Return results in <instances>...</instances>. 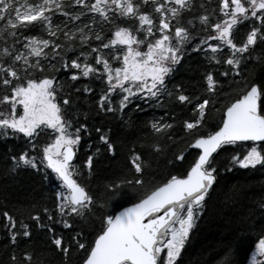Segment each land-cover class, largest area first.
<instances>
[{
	"label": "snow or ice",
	"instance_id": "6c2138e0",
	"mask_svg": "<svg viewBox=\"0 0 264 264\" xmlns=\"http://www.w3.org/2000/svg\"><path fill=\"white\" fill-rule=\"evenodd\" d=\"M258 47H264V0H218L214 7L197 0H0V140L23 141L5 167L42 173L53 186L55 209L43 212L64 234L40 223L39 214L29 217L53 233L60 264H72L73 254L80 264H182L220 169L264 172V58H255L259 82L252 63ZM189 52L208 61L204 92L195 97L168 86ZM82 79L88 83L76 87ZM95 81L99 111L113 117L123 119L136 101L163 107L165 98L191 116L182 121V135L163 116L154 119L144 151L130 149L124 169L93 192L75 179L82 169L74 161L88 129L77 118L80 100L96 95ZM223 94L229 102L221 109ZM213 112H222L220 123L204 134ZM95 131L103 145L96 153L116 158L115 142L102 128ZM188 156L194 157L188 168L173 174ZM95 163L88 155L89 176ZM3 216L9 264H43L31 252L17 254L21 237L31 238L29 225L20 221L18 228L7 211ZM255 247L264 256V238ZM230 249L231 243L224 253Z\"/></svg>",
	"mask_w": 264,
	"mask_h": 264
},
{
	"label": "trees",
	"instance_id": "16d2710c",
	"mask_svg": "<svg viewBox=\"0 0 264 264\" xmlns=\"http://www.w3.org/2000/svg\"><path fill=\"white\" fill-rule=\"evenodd\" d=\"M218 0H197V4H211L213 7ZM39 34V33H37ZM110 34V33H109ZM69 55H72L71 53ZM256 57L264 58V47H258L254 53L252 63L257 64V71L254 80L259 82V61ZM208 61L203 53L189 52L185 55L177 70L169 76V89L179 88L190 96H200L204 92V75ZM225 67H227L225 65ZM211 71V69H207ZM75 71V70H73ZM221 80L224 78L216 73ZM65 77H61V80ZM83 79L76 82V87H83ZM96 89V95L83 94L80 100V109L77 118L80 123L88 125V129L82 132V140L77 150V159L74 161L82 169V174L75 176L79 183L87 185L93 192H96L107 180L114 178L127 163L129 150L137 152L144 151L143 138L150 130L154 119L164 120L176 126V132L182 135V121L191 116L187 108L180 106L178 102L169 101L165 98L163 107L159 105L150 107L142 101H136L127 109V115L121 119L119 113L115 117L111 113L105 114L99 111L98 99L100 94L99 81L92 83ZM234 98L236 92L227 88ZM229 102V96L223 94L218 108L223 109L224 103ZM136 104H143L142 110L136 108ZM22 113V108L20 109ZM222 112H213L209 125L202 129L207 134L220 123ZM174 117V119H173ZM100 127L115 142L117 148L116 158H112L106 152L96 153L97 147H103L99 140L100 133L95 128ZM110 130V131H109ZM22 140L9 139L7 143L0 140V264H9L11 248L8 247L9 237L3 225L7 222L3 213L7 211L14 219L23 221L29 225L31 238L21 237V244L17 250L18 255L31 252L34 257L43 264H60L53 249V233L47 227L41 228L39 223L30 219L32 215L41 216L40 223L56 228V235L64 234L66 230L59 224H53L47 219L43 208L47 206L50 211L55 209L56 198L53 186L46 180L43 174L32 170L27 172H9L5 167L6 157L13 152H20ZM9 149H12L10 152ZM26 150V149H25ZM194 152V150H189ZM95 155L96 163L91 176L87 174L85 161L88 155ZM193 156H188L184 168L173 171V174H180L188 168ZM260 166H257L259 169ZM166 173L161 174V179ZM211 193V200L208 203L204 215L198 220L193 229L189 241L186 242L185 250L182 252V264H224L226 258L234 261V264H251L253 254L256 253V244L260 238H264V207L260 202L264 200V172L254 169H241L236 166L232 171L225 172L220 169L218 183ZM136 197L133 196L132 202ZM131 205L128 203L126 206ZM96 227L99 222L96 221ZM94 237L95 233L89 228ZM243 239L244 244L237 249V243ZM232 244L229 253H224L226 245ZM72 264H80L79 256L73 254ZM256 264H264L262 257Z\"/></svg>",
	"mask_w": 264,
	"mask_h": 264
},
{
	"label": "rangeland",
	"instance_id": "374dc122",
	"mask_svg": "<svg viewBox=\"0 0 264 264\" xmlns=\"http://www.w3.org/2000/svg\"><path fill=\"white\" fill-rule=\"evenodd\" d=\"M258 256V255H257ZM257 256L255 257V259L257 258ZM260 256V255H259ZM257 260V259H256Z\"/></svg>",
	"mask_w": 264,
	"mask_h": 264
}]
</instances>
